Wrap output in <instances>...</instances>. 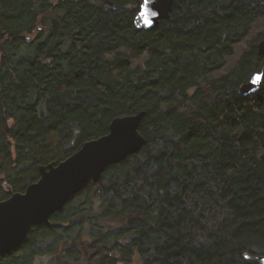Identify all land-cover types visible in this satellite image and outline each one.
<instances>
[{
  "label": "trees",
  "instance_id": "16d2710c",
  "mask_svg": "<svg viewBox=\"0 0 264 264\" xmlns=\"http://www.w3.org/2000/svg\"><path fill=\"white\" fill-rule=\"evenodd\" d=\"M142 1L0 0V201L117 117L146 139L0 264H262L264 79L240 87L264 0H174L148 30Z\"/></svg>",
  "mask_w": 264,
  "mask_h": 264
},
{
  "label": "water",
  "instance_id": "95a60500",
  "mask_svg": "<svg viewBox=\"0 0 264 264\" xmlns=\"http://www.w3.org/2000/svg\"><path fill=\"white\" fill-rule=\"evenodd\" d=\"M173 7L174 0H149V10L157 15L150 17L151 24H145L139 10L136 27L148 30L169 20ZM257 52L264 58V38L257 44ZM258 76L259 80L256 79ZM263 79L264 70L254 73L241 85V94L247 96L258 92ZM144 116L145 112L141 111L115 118L107 134L85 142L58 163L41 165L38 181L24 192H15L0 201V256L19 249L35 226L50 223L51 217L63 210L89 183L99 182L109 166L139 152L146 143L140 132ZM257 260L264 264V255L257 256Z\"/></svg>",
  "mask_w": 264,
  "mask_h": 264
},
{
  "label": "snow or ice",
  "instance_id": "6c2138e0",
  "mask_svg": "<svg viewBox=\"0 0 264 264\" xmlns=\"http://www.w3.org/2000/svg\"><path fill=\"white\" fill-rule=\"evenodd\" d=\"M154 6V5H153ZM140 16L143 18L145 24H151L150 17H155L157 13L155 11L149 10V0H143V3L140 4ZM257 80L260 79L258 76Z\"/></svg>",
  "mask_w": 264,
  "mask_h": 264
},
{
  "label": "rangeland",
  "instance_id": "374dc122",
  "mask_svg": "<svg viewBox=\"0 0 264 264\" xmlns=\"http://www.w3.org/2000/svg\"><path fill=\"white\" fill-rule=\"evenodd\" d=\"M90 229H91L90 225L88 223L85 224L84 230H83L84 236L88 237ZM44 245L47 246L48 243H45ZM50 263H51V255H47V254L41 255L35 260V264H50Z\"/></svg>",
  "mask_w": 264,
  "mask_h": 264
}]
</instances>
